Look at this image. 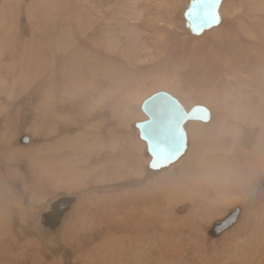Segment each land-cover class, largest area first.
<instances>
[{
    "label": "rangeland",
    "instance_id": "1",
    "mask_svg": "<svg viewBox=\"0 0 264 264\" xmlns=\"http://www.w3.org/2000/svg\"><path fill=\"white\" fill-rule=\"evenodd\" d=\"M193 1L0 0V264H264V167L230 193L206 164L264 162V0L201 34ZM160 91L213 121L149 176L131 128Z\"/></svg>",
    "mask_w": 264,
    "mask_h": 264
},
{
    "label": "water",
    "instance_id": "2",
    "mask_svg": "<svg viewBox=\"0 0 264 264\" xmlns=\"http://www.w3.org/2000/svg\"><path fill=\"white\" fill-rule=\"evenodd\" d=\"M221 3L222 0H194L191 3L185 16L195 34L218 24ZM140 110L146 119L134 123L131 130L144 146L143 158L149 163L143 170L149 176L166 173L186 157L190 148V124L210 125L213 121L208 107L198 104L187 110L176 97L165 91L145 99Z\"/></svg>",
    "mask_w": 264,
    "mask_h": 264
},
{
    "label": "bare ground",
    "instance_id": "3",
    "mask_svg": "<svg viewBox=\"0 0 264 264\" xmlns=\"http://www.w3.org/2000/svg\"><path fill=\"white\" fill-rule=\"evenodd\" d=\"M20 3V2H19ZM17 6H18V4L16 5V8H17ZM13 7V6H12ZM67 7V6H66ZM20 10V9H19ZM69 11V10H68ZM30 12V11H29ZM67 12V11H66ZM2 37V36H1ZM262 40V39H261ZM3 42H4V40H2ZM1 41V42H2ZM41 42V41H40ZM260 45H261V43H260ZM261 46H263V43H262V45ZM264 48V47H263ZM1 49H3V48H1ZM3 51V50H2ZM5 52V51H4ZM39 55V57H40V55L41 54H38ZM37 55V56H38ZM41 56H43V55H41ZM2 56H0V58H1ZM39 59V58H38ZM40 60V59H39ZM43 60V59H42ZM41 61V60H40ZM36 63H37V61H36ZM43 63V62H42ZM40 65V64H39ZM1 69L0 70H3L2 69V67H0ZM206 74V73H205ZM2 78V77H1ZM203 78H204V76H203ZM242 104L243 105H245V106H247V107H249V106H251V104H249L248 102H246V101H243L242 102ZM253 118L255 119V118H257V117H255L254 115H253ZM259 123H261L260 121H258ZM213 132V131H212ZM213 133H215V132H213ZM213 135H215V134H213ZM191 139V138H190ZM217 149H219L220 151H222V152H224V153H226L227 155H230L231 157H226V158H222L219 162L218 161H210L209 160V162L208 163H206V164H208L207 166L209 167V174L210 175H212L213 177H221V176H225L226 177V179H227V182H228V180L229 179H231V177H232V181H233V184H230L229 182H228V191L230 192V193H235V192H239L240 190H239V183L240 184H242L243 182H244V176H246V178H247V182H248V184L247 183H244L243 184V186H244V188H248L249 187V184H250V180H251V176H252V174H253V172L255 171V170H257V169H261V168H263L264 167V162H261V160H257V163H255V164H253V165H251V166H249V167H242V166H240V164L239 163H236V162H242V161H239V160H236V159H234V157H233V155H234V153L237 155V152L238 151H240L239 149H237V148H233V149H228V148H217ZM205 151V150H204ZM208 151V150H207ZM215 151H212V150H210V152H208V154L209 155H211L212 153H214ZM205 153V152H204ZM202 157V156H201ZM250 157H248L247 155L246 156H244L243 157V161L244 160H246V159H249ZM202 159H203V157H202ZM227 159V160H226ZM260 159H262V155L260 156ZM206 166V167H207ZM193 167H195V166H193ZM198 168V167H197ZM197 168H195V169H197ZM205 168V167H204ZM240 168H242L243 169V171L240 169ZM201 169H202V167H201ZM206 169V168H205ZM204 169V171L202 172V173H205V170ZM231 169L233 170L232 172H231ZM239 169V170H238ZM198 170V169H197ZM236 170H238V173H236L235 174V172L234 171H236ZM200 171V170H199ZM202 171V170H201ZM237 176H241L242 177V179H241V181L240 182H237L236 180H235V178L237 177ZM250 188V187H249ZM258 217L256 216L255 217V219H253V221H255L256 219H257ZM257 221V220H256ZM258 237V234L257 233H254V234H252V235H249V240L250 241H253L252 240V238L253 237ZM256 242V241H255ZM256 245H257V247H258V243H256ZM251 248H249V249H247V250H245L244 251V253H243V260H245V259H247L248 261H251L252 259H254V257H253V255L254 254H251ZM244 264H247V263H245L244 262Z\"/></svg>",
    "mask_w": 264,
    "mask_h": 264
},
{
    "label": "snow or ice",
    "instance_id": "4",
    "mask_svg": "<svg viewBox=\"0 0 264 264\" xmlns=\"http://www.w3.org/2000/svg\"><path fill=\"white\" fill-rule=\"evenodd\" d=\"M215 17H213V19H214Z\"/></svg>",
    "mask_w": 264,
    "mask_h": 264
}]
</instances>
